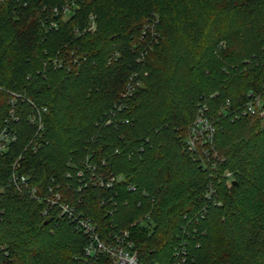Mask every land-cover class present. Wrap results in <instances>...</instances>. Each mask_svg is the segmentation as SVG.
<instances>
[{
    "label": "trees",
    "instance_id": "16d2710c",
    "mask_svg": "<svg viewBox=\"0 0 264 264\" xmlns=\"http://www.w3.org/2000/svg\"><path fill=\"white\" fill-rule=\"evenodd\" d=\"M132 71L141 84L116 110ZM263 88L264 0L1 1L0 127L20 97L16 138L0 153V264H81L86 241L6 186L17 157L16 173L39 188L57 183L102 238L127 229L141 262L171 264L182 246L184 264H264V113L231 118ZM200 103L215 126L204 164L184 144ZM33 105L44 108L35 135ZM85 156L122 180L77 190Z\"/></svg>",
    "mask_w": 264,
    "mask_h": 264
},
{
    "label": "built area",
    "instance_id": "2783aa9c",
    "mask_svg": "<svg viewBox=\"0 0 264 264\" xmlns=\"http://www.w3.org/2000/svg\"><path fill=\"white\" fill-rule=\"evenodd\" d=\"M3 0H0V2ZM60 13L66 15L69 10L66 5L60 6ZM52 12L58 13L57 8L53 7ZM88 26L86 30H93L95 24L93 17L89 15ZM51 26H55L53 21L49 22ZM52 66H60L63 62L60 58L54 57L49 60ZM68 68V66H67ZM143 74V73H142ZM140 72L132 71L127 75L123 87L118 93L117 103L114 105L116 110L125 108L126 103L134 90L140 86ZM13 98L9 99L10 107L7 114L3 118L0 127V153L5 151L9 144L15 138V131L11 126L12 121L17 120V114L14 111V97H20L18 94H12ZM247 98L240 104L236 110L231 113V118H237L240 115H257L264 113V88L259 92H248ZM227 105V101L225 102ZM44 111L43 107L32 106V112L28 116V121L35 124V134L42 128L40 114ZM215 126L211 118L207 115L206 105L200 103L197 106L195 115L191 123L187 127V134L184 140L185 148L188 150L200 164H204L208 160V150L212 149L213 134ZM35 146H33V150ZM215 155V152H212ZM18 157L11 163V171L6 180V186L12 187L16 192L43 202L44 207L41 211L45 215L50 210H55V214L63 216L73 227L82 232L85 236V244L82 248L81 264H93L94 257L102 254L110 258L111 264H146L139 261L136 252L133 250V242L129 236L127 229L111 228L102 238L98 232L96 223L89 217L81 215L75 211L72 204L62 199L59 191V185L51 180L50 183L39 188L32 185L25 174H18L15 171L17 167ZM68 175V174H66ZM74 175L77 179V190L85 186L111 187L114 183L122 180L121 175L103 174L99 172L94 163L85 156L79 167L74 169ZM222 178L229 182L232 177L229 171L225 170L221 174ZM1 189V188H0ZM213 189L207 186L203 192L205 199L213 201ZM183 247H177L173 250V259L171 264H184Z\"/></svg>",
    "mask_w": 264,
    "mask_h": 264
},
{
    "label": "water",
    "instance_id": "95a60500",
    "mask_svg": "<svg viewBox=\"0 0 264 264\" xmlns=\"http://www.w3.org/2000/svg\"><path fill=\"white\" fill-rule=\"evenodd\" d=\"M233 183H234V181L232 180V181H231V184H233ZM46 221H47V220H45L44 223H45Z\"/></svg>",
    "mask_w": 264,
    "mask_h": 264
}]
</instances>
